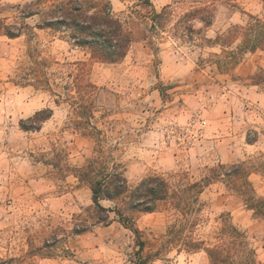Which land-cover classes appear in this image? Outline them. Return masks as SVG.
<instances>
[{
	"label": "rangeland",
	"instance_id": "374dc122",
	"mask_svg": "<svg viewBox=\"0 0 264 264\" xmlns=\"http://www.w3.org/2000/svg\"><path fill=\"white\" fill-rule=\"evenodd\" d=\"M34 1L0 0V19L28 26L16 39L0 34V257L11 264H142L136 235L119 221L96 226L90 220L88 232L73 234L79 216L88 219L92 194L61 167L83 166L100 144L131 188L149 175L181 173L200 181L219 165L246 162L264 199V86L249 79L264 68V0H79L109 2L127 23L133 42L116 64L92 62L37 29L38 16L21 18ZM166 6L172 15L152 31L154 11ZM196 10L206 11L189 32L184 17ZM209 15L208 27L201 18ZM253 25L263 34L250 51ZM80 61H89L97 87L94 118L85 128H96L97 137L76 128L71 102L56 103ZM46 74L52 92L40 82ZM46 109L53 116L39 131L21 128L22 120ZM202 202L197 234L207 239L225 216L248 234L264 264V218L223 182L210 184ZM173 221L163 209L136 215L145 263L212 264L205 251L162 247Z\"/></svg>",
	"mask_w": 264,
	"mask_h": 264
},
{
	"label": "trees",
	"instance_id": "16d2710c",
	"mask_svg": "<svg viewBox=\"0 0 264 264\" xmlns=\"http://www.w3.org/2000/svg\"><path fill=\"white\" fill-rule=\"evenodd\" d=\"M202 11L206 10H196L185 15V22L189 23L185 27L187 31H194L191 22ZM20 12L23 19L40 17L37 29L49 31L67 41L72 49L84 52L92 62L120 63L128 55L133 42L127 23L113 12L109 2L102 4L79 0H35ZM171 15V6L164 7L160 12L154 11L151 18L152 31L157 32L159 28H163ZM250 17L256 22L255 25L260 24L259 19ZM201 21L208 27L212 24L210 15L202 17ZM255 25L250 27L251 37L246 39L245 48L252 45L250 51L257 49L263 34ZM26 28V24H8L5 19H0V34L10 39L21 37ZM88 62H78L76 72L68 75L69 81L65 82L64 93L54 95L58 97L57 104L60 103V98L71 102L74 111L72 121L76 128H84V135L97 137L101 132L96 128L87 133V126H90L91 119L94 118V95L97 91L96 85L89 79ZM249 79L254 86H264V68H260ZM40 82L43 89L52 92L47 74ZM52 116V109L42 110L33 117L22 120L20 126L26 132H37ZM62 169L71 171L81 184L89 187L92 194L93 206L87 210L88 219L79 216L73 228L74 235L88 232L91 228L90 220L96 226H109L112 222L119 221L136 235L140 246V260L142 264H146L142 257L145 245L136 225V215L163 209L171 213L174 219L168 228L163 248H179L186 253L205 251L212 264H262L248 234L225 216L221 217V227L207 239L197 234L198 228L203 224L202 212L205 204L202 202V195L213 182L225 183L243 198L249 210L264 218V199L257 197L250 181L254 171L246 162L229 168L219 165L210 169V175L200 181H191L186 174L181 173L169 176L149 175L131 188L119 165L113 163V157L100 144V148L93 152L83 166L71 168L65 165ZM103 202L112 205L105 207ZM112 214L115 218L111 217ZM46 247L50 248L49 245ZM0 264H11V260L0 257Z\"/></svg>",
	"mask_w": 264,
	"mask_h": 264
}]
</instances>
